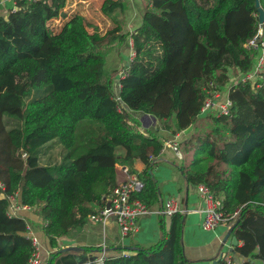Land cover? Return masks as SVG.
Instances as JSON below:
<instances>
[{"label": "trees", "instance_id": "obj_1", "mask_svg": "<svg viewBox=\"0 0 264 264\" xmlns=\"http://www.w3.org/2000/svg\"><path fill=\"white\" fill-rule=\"evenodd\" d=\"M65 3L21 2L0 15V264H28L33 251L26 219L7 215L14 192L40 215L51 247L84 226L98 212L94 204L106 206L119 157L144 164L132 197L148 207L157 201L149 170L163 139L140 131L136 112L173 134L193 126L179 144L182 175L221 201L230 226L238 220L233 250L242 264H264V83L230 85L229 116L199 115L210 84L220 88L251 68L255 0H150L131 34L134 56L118 79L119 102L118 72L104 64L105 50L124 39L120 20L112 17L104 33L89 31L83 15L63 13ZM118 5L104 0L101 11L110 15ZM259 5L264 10V0ZM201 119L213 125L196 130ZM181 234L176 212L157 244L106 264H192Z\"/></svg>", "mask_w": 264, "mask_h": 264}, {"label": "crops", "instance_id": "obj_2", "mask_svg": "<svg viewBox=\"0 0 264 264\" xmlns=\"http://www.w3.org/2000/svg\"><path fill=\"white\" fill-rule=\"evenodd\" d=\"M103 1L66 0L63 13L66 16L74 12L80 13L89 23V31L97 29L101 33L112 27V17L120 20V34L125 35L124 39L111 44L105 50L104 64L105 72L112 70L118 72L129 65L132 49L131 34L141 25L142 14L146 5L150 4V0H122L121 7L118 5L110 15L102 13L101 4ZM11 7L12 0H0V15L5 17ZM95 14L99 17V21H91L86 17H93ZM64 19L59 17L54 20V24L60 25ZM117 81L118 75L113 79V92ZM133 114L135 115V113ZM136 117L140 122V131L155 132L163 139L160 156L152 162V167L149 170L156 185L157 201L149 207L147 213L139 217L136 230L126 237L120 235L115 217H109L104 223L92 221L89 217L84 226L59 237L57 247L49 245L42 230L44 222L32 207L29 211L21 212V216L28 223V234L35 236L39 241L40 264H49L53 254L64 247H79L80 250L58 253L53 258L52 264H85L97 257L102 250L111 258L130 255L138 249L154 246L159 242L164 229H168L171 222L172 215L161 214L163 203L170 197L177 201L178 212L182 214V253L186 260L192 264H217L220 260L228 264H242L244 259L233 250L231 236L224 242L229 227L222 224L211 231L202 229L203 203L197 191V184L187 182L180 170L182 154L179 144L190 135L193 126L173 134L171 131L161 128L160 123L153 115L145 117L143 121L138 116ZM176 149L179 150V154ZM116 169L117 182L120 183L127 180L132 174L140 175L144 164L139 160L129 162L119 157ZM100 208L101 206L94 204L96 211Z\"/></svg>", "mask_w": 264, "mask_h": 264}, {"label": "built area", "instance_id": "obj_3", "mask_svg": "<svg viewBox=\"0 0 264 264\" xmlns=\"http://www.w3.org/2000/svg\"><path fill=\"white\" fill-rule=\"evenodd\" d=\"M34 0H12V7L9 11H14L19 8L21 2H32ZM260 31V36L257 37ZM258 32L247 42V46L252 51L251 68L238 76H232L225 86L217 87L210 84V89L207 91L204 102L200 108L199 115L205 116L209 113H215L217 116H229L232 109V101L228 96L229 86L238 82H250L256 86H261L264 83V22L258 24ZM134 56L131 49L130 59ZM126 71L121 69L118 71V79L123 78ZM114 99L119 102L120 84L117 81L114 85ZM0 183V187H2ZM142 184L135 174L118 183L106 199V206L98 210V212L90 215V220L104 223L109 217H115L119 226L120 235L126 237L133 233L137 228V222L142 214L148 212L149 207L141 199L133 198L132 194L141 188ZM197 191L200 194L203 203V219L201 227L203 230L211 231L219 225L230 227L227 217L221 210V201L215 198L214 195L204 184H197ZM9 205L7 215L9 217L21 216V212L29 211L31 206L23 204L19 200V194L14 192L7 195ZM178 203L174 198H168L162 206L161 214L171 216L178 212ZM22 217V216H21ZM29 235V234H28ZM33 246V251L28 259V264H40V245L35 236L29 235ZM127 256V255H123ZM108 255L102 250L97 257L85 264H106Z\"/></svg>", "mask_w": 264, "mask_h": 264}, {"label": "water", "instance_id": "obj_4", "mask_svg": "<svg viewBox=\"0 0 264 264\" xmlns=\"http://www.w3.org/2000/svg\"><path fill=\"white\" fill-rule=\"evenodd\" d=\"M255 6L257 8V12H258V22L260 24H262L264 22V10L260 7L259 5V0H255ZM260 31L258 32L257 34V37L260 36ZM136 116H138L142 121L144 120L145 117H148V116H151V115H148L146 113H143V112H136L135 113ZM154 118V117H152ZM177 153L179 154V150L176 149ZM238 220L235 221V223L229 227L227 233L225 234V237H224V242L231 236V244L232 246H235L237 243H238V240L237 238L234 236V235H231L232 234V230L235 226V224L237 223ZM80 250L79 247H64V248H61L59 249L58 251H56L55 254L57 253H66V252H70V251H78ZM232 250V249H231ZM53 254V255H55ZM50 259H53V256L50 258Z\"/></svg>", "mask_w": 264, "mask_h": 264}, {"label": "rangeland", "instance_id": "obj_5", "mask_svg": "<svg viewBox=\"0 0 264 264\" xmlns=\"http://www.w3.org/2000/svg\"><path fill=\"white\" fill-rule=\"evenodd\" d=\"M89 10H90V8H89ZM94 16L93 17L86 16V17L88 19H91V21H99L100 20L96 14ZM212 114L216 115L215 113H212ZM212 125L213 124H212V121L210 119H201L195 124V129L205 131L206 129H209Z\"/></svg>", "mask_w": 264, "mask_h": 264}]
</instances>
